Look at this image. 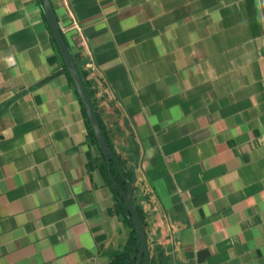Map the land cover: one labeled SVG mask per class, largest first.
Returning <instances> with one entry per match:
<instances>
[{"label":"crops","instance_id":"0c3cea01","mask_svg":"<svg viewBox=\"0 0 264 264\" xmlns=\"http://www.w3.org/2000/svg\"><path fill=\"white\" fill-rule=\"evenodd\" d=\"M50 2L150 263L264 264V0ZM42 8L0 0V264H110L131 229Z\"/></svg>","mask_w":264,"mask_h":264},{"label":"water","instance_id":"95a60500","mask_svg":"<svg viewBox=\"0 0 264 264\" xmlns=\"http://www.w3.org/2000/svg\"><path fill=\"white\" fill-rule=\"evenodd\" d=\"M41 4L43 7L42 9H43L44 17L51 31L54 42L56 43L58 50L60 51V54L63 58L65 68L71 80L73 81L74 88L82 104L87 120L91 125L90 127L95 137V140L98 144V147L102 155H104L103 157L105 159L106 169L108 170L107 171L108 180L112 184V186L119 191L120 195L123 198L126 209L133 220L135 231L138 236L139 244H140L137 254L136 264H142L143 259H144V264H149L151 259H150L148 239L142 220L133 204V188H132L133 185L130 183L128 179H126L124 174V169L119 159L113 153L108 142L106 141V137L101 128L102 126L100 125L97 114L89 99L90 96H88L86 92L80 71L78 69L79 66H77L72 51L64 40L59 22L55 16L50 0H41ZM112 162L117 166L120 177L124 181L125 185H127L126 191L123 190L121 186H119V184L116 182V180L112 175L111 172Z\"/></svg>","mask_w":264,"mask_h":264},{"label":"trees","instance_id":"16d2710c","mask_svg":"<svg viewBox=\"0 0 264 264\" xmlns=\"http://www.w3.org/2000/svg\"><path fill=\"white\" fill-rule=\"evenodd\" d=\"M77 66H79V65L77 64ZM78 69L80 71V74H81V77H82V80H83V83H84V86H85V89H86V82L84 80L85 74L82 71V69L80 68V66L78 67ZM90 129H91V127H90ZM90 134H91V137L93 138V140L96 142L92 130H91ZM121 165H122V163H121ZM105 170H106V166H105ZM111 170H112L111 171L112 175H113L114 179L116 180V182L119 184V186H121V188L123 190L126 191V186L127 185H125L124 181L120 177L119 170H118L117 166L113 162L111 164ZM124 174H125L126 179H128L130 181V183L133 185L134 178H133L132 174L131 173L129 174L125 170H124ZM108 184H109V187H110L115 199H117L116 200V202H117L116 206H117V209L120 210L121 214L123 215L125 226H127L129 229H131L130 232H129V235H128V238H127V241H126L124 247L120 251L114 252L110 256V264H136V259H137V254H138V250H139V245L140 244H139L138 236H137L136 231H135L133 220L130 217V214L128 213V211L126 209V206L124 204L123 198L120 195L119 191L116 190L112 186V184L109 182V180H108ZM133 186H132V188H133ZM136 210H137V212H138V214H139V216H140V218L142 220V223H143V219H142L141 213L139 212V210L137 208H136ZM143 225H144V223H143ZM142 264H144V259H143ZM149 264H151V263H149Z\"/></svg>","mask_w":264,"mask_h":264},{"label":"built area","instance_id":"2783aa9c","mask_svg":"<svg viewBox=\"0 0 264 264\" xmlns=\"http://www.w3.org/2000/svg\"><path fill=\"white\" fill-rule=\"evenodd\" d=\"M75 27L77 28V26L75 25Z\"/></svg>","mask_w":264,"mask_h":264}]
</instances>
